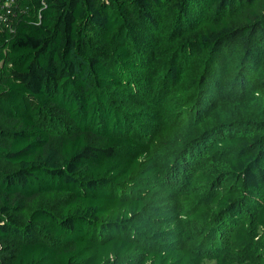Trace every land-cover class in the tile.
I'll list each match as a JSON object with an SVG mask.
<instances>
[{"label":"trees","instance_id":"trees-1","mask_svg":"<svg viewBox=\"0 0 264 264\" xmlns=\"http://www.w3.org/2000/svg\"><path fill=\"white\" fill-rule=\"evenodd\" d=\"M168 2L0 0V264H264V0H177L206 23L143 78Z\"/></svg>","mask_w":264,"mask_h":264},{"label":"rangeland","instance_id":"rangeland-1","mask_svg":"<svg viewBox=\"0 0 264 264\" xmlns=\"http://www.w3.org/2000/svg\"><path fill=\"white\" fill-rule=\"evenodd\" d=\"M102 3L104 4V2H106L107 0H101ZM177 0H169L167 8L164 11V22H159V30L162 31V33H165V36L163 39H166L167 42H169V45H165V48L161 49V50H157V48L154 46V42H156L154 40H151V43H148L149 41V32H141L142 35L141 36H145L144 39L141 38L143 41V48L145 50V52H148V56L146 57L147 64H146V68L140 70L142 77L145 78V76H148L151 74L150 73V64L152 63H156L157 65H159V67H164L167 65V63L172 59V57L174 55H177L176 57L181 60V56L178 54V52H175V50L177 51L178 49H180L183 45H192V43L197 39V33L199 31H201L206 23L202 22L200 23V19H196L193 20L191 22H189L188 24H184L182 26H180L178 28V25H175V17L177 16V8L174 7V3ZM180 1V0H179ZM184 5V3H183ZM182 5V6H183ZM230 14V15H229ZM228 18L230 20L231 23L234 24H240L244 21L243 16H244V12L243 13H238V12H233L232 14L229 13ZM134 38H138L137 36L132 37L133 40ZM176 41V42H175ZM131 42V41H130ZM138 42V40L136 41ZM191 43V44H190ZM132 46V45H131ZM203 53L200 54V56L198 57L197 61L195 62V64L192 66H189L186 68V71L188 73V75H190V73L193 71V73L197 70L198 74L202 73L203 68L205 67V59L207 57L208 52L206 51L204 53V55H202ZM192 55H194L196 57V54L193 53ZM175 57V58H176ZM174 58V59H175ZM176 62V61H175ZM174 62V63H175ZM150 79V78H149ZM148 79V80H149ZM160 79H162V76L160 77ZM150 81V80H149ZM226 85L227 87L233 89H237L239 85H233V81L232 80H226ZM196 89V88H195ZM191 91L193 92V90L191 89ZM190 96H193V94H191ZM188 96V98H192ZM237 96H240V92L237 93ZM194 98V97H193ZM256 100L257 101L255 104H251V109L253 111V114L251 115V117H249L250 121L252 120H258V121H264V95H260L257 97ZM138 108H140V110L134 109V113L135 116L137 117L138 120H141L142 122L147 123L144 128H148L150 129L151 126L154 125V118L151 119L149 116L147 117V119H149V122H146V115L150 114L151 111L156 112L155 107L150 108L149 104H143L142 101H138ZM153 106V105H151ZM213 104L210 103L208 106H203L202 107V114L206 113L207 111L211 110L213 108ZM45 114L43 115L44 117L47 116L50 117L51 116V108H44L43 109ZM50 110V111H49ZM195 110H193L192 114H191V118H194L195 115ZM54 115V114H52ZM143 124V123H142ZM4 125H5V120L0 117V139L5 140L8 139L7 138V133L4 129ZM52 130L57 132L61 130V127L59 125H53L52 126ZM3 169L5 170H9L11 169L13 166L9 165V164H3L2 165ZM66 201L62 200L60 195H56V196H46L44 198H41L37 203H35L36 207L42 206L45 208H49L51 209L53 212L57 213V214H62L64 213V209L63 207L66 205L65 204ZM28 216V215H27Z\"/></svg>","mask_w":264,"mask_h":264}]
</instances>
